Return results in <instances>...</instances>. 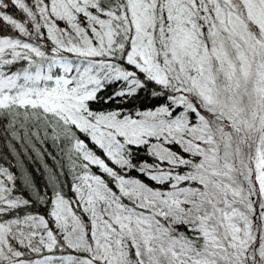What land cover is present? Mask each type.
<instances>
[{
  "label": "snow or ice",
  "instance_id": "6c2138e0",
  "mask_svg": "<svg viewBox=\"0 0 264 264\" xmlns=\"http://www.w3.org/2000/svg\"><path fill=\"white\" fill-rule=\"evenodd\" d=\"M0 138V264H264V0H0Z\"/></svg>",
  "mask_w": 264,
  "mask_h": 264
},
{
  "label": "trees",
  "instance_id": "16d2710c",
  "mask_svg": "<svg viewBox=\"0 0 264 264\" xmlns=\"http://www.w3.org/2000/svg\"><path fill=\"white\" fill-rule=\"evenodd\" d=\"M2 145H3V139L0 138V146H2ZM46 147H47L49 152H51L53 155H56V151H55V149L52 147V145L50 143L48 145H46ZM4 156H6L7 159L5 160L3 158H0V164H3L6 167L9 166V162H11L12 164H15V162H16L15 158L12 157L10 153H8L6 148H3L2 151H0V157H4ZM45 158L47 159V162L50 165L55 167L54 162L51 159H49L47 156ZM25 164L27 165L29 171H32V169L37 166V165H34L31 162L27 161L26 159H25ZM10 171H12L13 173H15L17 175L19 174L18 169L16 167H10ZM34 175H36V179H37L38 183H42L43 182L42 181V177H40L38 174H34ZM62 179H64V178H62ZM17 183L19 184V182H17ZM65 191L67 192L68 189L66 188ZM69 195H71V193H69Z\"/></svg>",
  "mask_w": 264,
  "mask_h": 264
}]
</instances>
